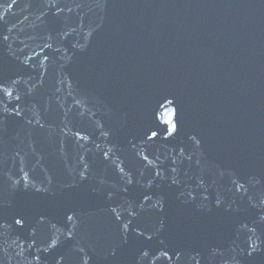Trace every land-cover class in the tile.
<instances>
[{
    "label": "water",
    "instance_id": "obj_1",
    "mask_svg": "<svg viewBox=\"0 0 264 264\" xmlns=\"http://www.w3.org/2000/svg\"><path fill=\"white\" fill-rule=\"evenodd\" d=\"M0 264H264V0H0Z\"/></svg>",
    "mask_w": 264,
    "mask_h": 264
}]
</instances>
